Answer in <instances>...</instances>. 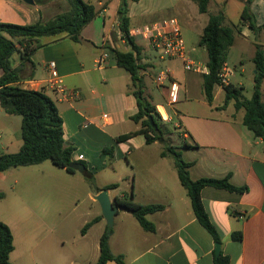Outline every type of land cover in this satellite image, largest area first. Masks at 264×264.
I'll return each instance as SVG.
<instances>
[{"label":"crops","instance_id":"obj_1","mask_svg":"<svg viewBox=\"0 0 264 264\" xmlns=\"http://www.w3.org/2000/svg\"><path fill=\"white\" fill-rule=\"evenodd\" d=\"M85 1L94 5L97 16L83 28L79 42L63 35L43 37L40 39L43 46L35 51L30 61H22L19 54L12 57L13 67L19 75L18 85L28 90L43 91L55 102L63 119L64 146L74 149L73 161L84 162L94 175V180L107 164L112 167L125 158L128 168L122 173V181H127L128 186L133 183L132 200L143 205L165 206L163 211L148 216L156 226L155 232H146L132 213L119 210L114 216L113 234L109 241L113 254L123 255L127 264H214L216 243L195 217L186 190L179 178L176 180L177 171L176 174L171 171L170 175L165 167L163 172H157L169 156L163 157V152L159 153L158 158L142 156L150 146L161 142L147 144L142 134L118 141L119 137L141 129V125L131 119L138 112L137 98L130 89L131 75L117 64L113 52L130 50L119 29L118 10L122 0ZM155 2L168 5L163 12L154 11L151 7ZM245 3L246 0H209L208 12L200 13L195 0L129 1L130 34L142 49V64L152 66L141 76L144 80V97L154 107L158 103L153 101L148 81L155 82L156 73H152L153 63L143 59V56L148 58L147 51L152 50L148 42L141 35H134L133 31L176 17L182 32L183 25H186L197 35L199 45L210 15L223 13L225 25H228L231 6L237 8L241 20ZM211 4H214L215 12L210 11ZM69 10L70 6L65 0H53L46 5L40 2L28 4L24 0H0V22L22 26L45 23ZM250 10L257 25H264V0L253 1ZM186 46L189 56L194 58L195 47L188 49L187 42ZM257 47L264 51V29L253 32L248 25L241 26L226 63L231 67L229 59L237 54V63H234V68L231 67L234 73L230 84L243 88L244 95L246 87L243 78L246 76L251 81V96L253 93ZM104 53L107 58L98 66L97 60ZM50 62L56 63L68 93L74 94V97L66 98L53 88L48 67ZM181 64L182 60L159 64L170 70L180 86L178 103L170 105L167 86L159 88L156 84L165 106L171 112V122L164 124L172 123L179 137L184 139V144L193 146L179 149L181 155L185 151V161L193 162L189 168L193 180L230 177L234 186L247 187L242 194L206 187L201 193L202 202L221 239V253L229 256L230 264H264V141L255 137L243 124L244 109L236 110L234 101L223 108L226 97L223 87L215 86L213 102L209 103L204 90V75L183 73L178 69ZM238 71L243 77L236 79ZM261 90L264 101V81ZM12 116L0 107V131H6L7 124H10L8 119ZM18 139L19 151L23 145L21 129ZM105 148H114L112 159L103 154ZM132 155L136 156L129 160ZM140 166H150L152 173L148 184L142 180L139 183L136 174L132 179V172ZM169 178L171 182L167 180ZM103 188L98 186L92 191L94 200L101 193L97 190ZM120 189L121 185L114 190ZM112 190H108L112 201L123 200L129 194L121 189L119 194L112 196ZM8 225L15 245L11 260L17 249V237L14 227ZM234 232H241L243 239L233 240ZM26 233L29 235L28 230ZM87 235L88 232L82 237ZM99 256L100 242L94 260L88 264L96 263ZM107 264L116 263L109 261Z\"/></svg>","mask_w":264,"mask_h":264},{"label":"trees","instance_id":"obj_2","mask_svg":"<svg viewBox=\"0 0 264 264\" xmlns=\"http://www.w3.org/2000/svg\"><path fill=\"white\" fill-rule=\"evenodd\" d=\"M51 0H41L44 4ZM70 10L56 15L49 21L37 22L31 25H16L0 22V107L8 115L20 116L21 139L23 145L17 153L0 154V172L13 168L28 167L51 161L60 169L68 173H76L69 166L75 162L72 159L74 149L64 146L63 119L59 114L55 102L43 91L24 89L18 85L19 75L13 67L12 57L15 54L21 56L22 61H30L31 56L43 45L40 39L43 37L66 36L74 42H79L83 28L97 16L94 5L85 0H65ZM129 1L122 0L118 10L119 29L122 37L130 45L128 52L113 51L117 64L124 68L131 75L132 93L138 102V112L132 116V120L141 125L136 133H130L118 138V141H125L136 134L144 135L147 144H152L164 136L165 124L161 120L155 107L144 97V80L141 76L151 65L142 64L141 47L136 43L134 36L130 34ZM200 13L208 12L209 0H195ZM255 0H246L238 25H225L223 13L210 15L207 26L204 29L199 45L207 51L209 74L204 75V90L209 103L213 102L214 88L219 85V74L223 65L227 62L229 51L233 46L235 35L240 32V27L248 25L253 32L264 29V25L258 26L255 16L250 10V4ZM256 74L254 77L253 93L250 98L245 97L244 89L232 84L226 86L225 103L226 108L231 101H234L235 109L245 110L243 124L253 132L255 137L264 141V101L262 99V83L264 81V51L257 47L254 57ZM153 117L158 130H155L149 118ZM196 145V144H195ZM184 147H193L184 144ZM114 148L104 149L103 154L112 159ZM163 157L172 156L175 160L177 175L183 188L186 190L191 201L193 213L199 223L213 237L215 243L221 244L219 234L212 224L202 202V190L206 187L224 189L235 193H245L247 187H236L230 182V177L224 179L201 178L193 180L189 168L193 162H187L182 158L176 148L170 146ZM85 166L83 173L86 178L93 182L94 175L88 170L84 162H76ZM118 184H111L97 192L118 188ZM133 192H129L127 198L116 199L115 203L124 206L125 210L139 222L146 232H155L156 226L149 221L148 216L161 212L165 209L161 204H139L132 200ZM99 218L93 219L82 229L83 234ZM113 228L107 227L100 238V256L96 263L107 264L114 261L116 264H127L123 255L112 253L109 245ZM232 239L240 241L243 239L241 232H234ZM15 250L14 237L11 228L0 222V264H13L10 256ZM216 254V253H215ZM214 264H230V258L221 253L215 255Z\"/></svg>","mask_w":264,"mask_h":264},{"label":"rangeland","instance_id":"obj_3","mask_svg":"<svg viewBox=\"0 0 264 264\" xmlns=\"http://www.w3.org/2000/svg\"><path fill=\"white\" fill-rule=\"evenodd\" d=\"M167 5V3L155 2L151 8L154 11L163 12ZM209 8L211 12L216 11L214 4H211ZM228 23L229 26L240 23L239 12L233 5L229 10ZM183 35L188 49L195 47L194 58L190 54L191 58L197 63L205 64L208 56L206 51L198 45L197 35L187 29L186 25H183ZM147 55L148 58L143 56V59L153 63L152 73H158L162 69L159 64L163 63L159 60L158 53L149 50ZM231 56L229 60L231 67L234 68L233 65L237 63L238 56L236 53ZM182 68V64L178 65L179 71L183 70L185 73ZM237 76L236 79L242 76L239 71ZM148 82L153 101L164 104L156 83L150 79ZM243 82L246 87L245 95L250 98L252 87L249 76L244 77ZM160 109L166 117V113L162 108ZM166 110L171 115L168 107ZM8 120L10 124H7L6 131H0V154H13L18 151V133L22 119L20 116H12ZM164 130V136L160 138L161 141L158 140L161 143L150 146L142 156L149 159L158 158L159 153L166 152L170 146L179 151L184 145V139L179 137L172 123L165 124ZM134 156L136 155L130 156L129 160L134 159ZM182 158L186 160L185 151H182ZM127 163V159L124 158L112 167L107 164L106 169L99 173L93 182H90L83 173L70 174L65 169L54 166L51 161L0 172V222L12 225L17 237V249L12 255L11 262L13 264H88L93 261L98 251L100 237L109 226L102 215L99 203L94 200L92 191L98 186L119 184L121 189L131 192L133 183L131 182L128 186L127 181H122L124 177L122 173L128 168ZM162 164L163 166L158 167V173L163 172L167 167L168 174L171 175V171L176 174L177 169L172 156H169L168 160ZM151 173L150 166H140L132 172V179L136 174L139 183L144 181L148 184ZM177 178L178 176L176 180ZM167 180L171 182L170 178ZM120 190L113 189L112 196L119 194ZM97 216L101 217V222L92 225L86 231L88 235L83 238L82 229ZM118 220L119 218L116 221Z\"/></svg>","mask_w":264,"mask_h":264},{"label":"built area","instance_id":"obj_4","mask_svg":"<svg viewBox=\"0 0 264 264\" xmlns=\"http://www.w3.org/2000/svg\"><path fill=\"white\" fill-rule=\"evenodd\" d=\"M134 35H141L149 44L152 51L158 53V58L162 62L170 60H182L184 71L194 72L202 75L209 74L207 64L195 62L188 54L186 42L183 36L181 24L176 17H170L151 25L145 26L142 30H134ZM107 58V54L100 55L97 65L101 66ZM49 72L51 74V84L59 93L66 98L74 97V94L68 93L63 78L60 76L55 62L49 63ZM233 69L225 63L219 74V85L223 88L229 86L233 77ZM159 88L168 89V104L174 105L179 101L180 86L173 77L170 70L162 68L156 73L154 78ZM166 113L163 115L161 109ZM157 113L164 123L171 122V118L166 110L165 104L156 106Z\"/></svg>","mask_w":264,"mask_h":264},{"label":"water","instance_id":"obj_5","mask_svg":"<svg viewBox=\"0 0 264 264\" xmlns=\"http://www.w3.org/2000/svg\"><path fill=\"white\" fill-rule=\"evenodd\" d=\"M28 4H35L40 2L41 0H24ZM150 123L154 127L155 130H158L157 125L155 124L153 117L149 118ZM161 141V139H160ZM71 169H73L75 172L84 173L85 172V166L80 163L73 162L69 166ZM95 200L99 203L101 209H102V215L107 220L108 226L110 228H113L114 226V216L117 214L119 210H125L124 206L117 205L115 201H112L109 197L108 190H103L100 194H98L95 197ZM216 250L215 253L217 256L221 254V244L217 243L215 244Z\"/></svg>","mask_w":264,"mask_h":264}]
</instances>
